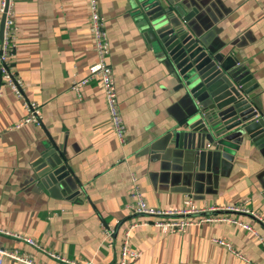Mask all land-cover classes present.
Wrapping results in <instances>:
<instances>
[{
	"label": "crops",
	"instance_id": "obj_1",
	"mask_svg": "<svg viewBox=\"0 0 264 264\" xmlns=\"http://www.w3.org/2000/svg\"><path fill=\"white\" fill-rule=\"evenodd\" d=\"M128 3L98 1L109 42L106 62L126 126L120 145L99 81L84 87L79 98L70 90L97 60L87 0H13L12 66L25 98L40 105L43 120L41 126L13 129L25 109L0 79V230L36 243L0 233V249L28 254L36 264H118L124 230L148 221L127 209L134 174L149 207L190 210L188 218L218 221L189 227L184 234L140 226L129 238L130 249L140 256L126 264H264V144H244L232 163L213 162L204 159L211 148L199 156L202 144L193 148L180 138L187 106L147 49ZM196 4L200 23L190 21L196 35L224 53L231 51L246 67L264 116V0ZM52 149L65 150L77 184L72 198L51 197L36 183L40 165L35 163ZM101 223L115 226L110 248ZM2 264L20 263L6 259Z\"/></svg>",
	"mask_w": 264,
	"mask_h": 264
},
{
	"label": "water",
	"instance_id": "obj_2",
	"mask_svg": "<svg viewBox=\"0 0 264 264\" xmlns=\"http://www.w3.org/2000/svg\"><path fill=\"white\" fill-rule=\"evenodd\" d=\"M196 7L200 8L196 0L128 3L147 49L173 85L178 101L187 106L180 138L193 148L202 144L199 156L211 148L204 159L232 163L244 144H264V116L255 93L258 87L231 51L224 53L196 35L190 23L193 19L200 23ZM4 19L1 15L0 40ZM64 155V149L58 153L47 150L35 163L40 165L36 183L51 197L78 194Z\"/></svg>",
	"mask_w": 264,
	"mask_h": 264
},
{
	"label": "built area",
	"instance_id": "obj_3",
	"mask_svg": "<svg viewBox=\"0 0 264 264\" xmlns=\"http://www.w3.org/2000/svg\"><path fill=\"white\" fill-rule=\"evenodd\" d=\"M99 0H87V6L89 10V21L91 24V35L94 41V48L96 53V63L89 66L87 74L73 81L70 85V90L73 91L77 97H80V91L89 85L94 80H98L105 101L106 110L109 116L110 126L112 132L120 145L125 142L126 126L123 118L118 110L117 104V92L115 89L113 74L110 66L106 62V58L109 55V42L106 32L104 30V18L100 14ZM5 10V0L0 3V14L4 15L3 24V35L0 40V79L8 90H10L14 96L21 101L25 109V117L21 119L13 129H19L25 125H36L41 126L43 117L41 113L40 105L32 100H28L24 96V84L16 77L12 66L13 51L16 48L17 40V29L14 23V8L13 0H8ZM1 95V92H0ZM132 184V190L129 193L131 202L127 205V209L131 215H141L148 218V221L142 223L133 222L130 223L124 230L121 246H120V258L118 264H126L128 259H137L140 256V252L131 250L129 247V238L133 230L140 226H152L154 228H162L169 233L184 234L189 227L201 226L202 223L218 221L217 218H211L208 216L199 218H188L186 217L190 210L180 211H160L149 207L143 200L139 188L136 183V177L134 174L130 175ZM236 209L235 211H238ZM248 212V211H245ZM223 220V219H222ZM236 223L235 221H233ZM239 226L245 230L250 228L243 223H238ZM101 234L103 237L104 245L108 248L112 247V241L115 234V226L108 223H101ZM0 233L13 236L17 239L23 240L24 242L36 246V243L31 239L20 237L18 235L0 230ZM259 243L263 244L262 240L257 237ZM215 242L220 245H224L231 250L230 246L224 241L218 240ZM264 246V244H263ZM52 258L60 260L56 255H50ZM239 258H243L239 256ZM13 260L20 264H36L32 257L28 254L19 252L17 250H1L0 249V264L4 260ZM69 264H92L90 261L83 263L71 262Z\"/></svg>",
	"mask_w": 264,
	"mask_h": 264
}]
</instances>
